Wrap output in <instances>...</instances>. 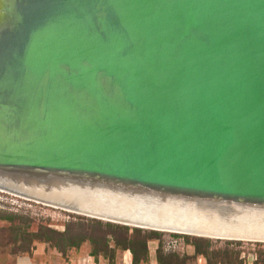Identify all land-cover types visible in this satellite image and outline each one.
I'll list each match as a JSON object with an SVG mask.
<instances>
[{
	"label": "water",
	"instance_id": "1",
	"mask_svg": "<svg viewBox=\"0 0 264 264\" xmlns=\"http://www.w3.org/2000/svg\"><path fill=\"white\" fill-rule=\"evenodd\" d=\"M0 191L264 243V0H0Z\"/></svg>",
	"mask_w": 264,
	"mask_h": 264
},
{
	"label": "trees",
	"instance_id": "2",
	"mask_svg": "<svg viewBox=\"0 0 264 264\" xmlns=\"http://www.w3.org/2000/svg\"><path fill=\"white\" fill-rule=\"evenodd\" d=\"M87 219V218H85ZM0 220L8 222L10 227L5 230L10 232V244L14 246L17 255L27 254L32 256L39 243L48 244L66 256L68 249H79L82 244L89 241L91 244L90 255L96 260L103 258L108 264H116L118 251H130L133 256L132 264H149V242L159 240L162 232L149 231L139 228L113 224L109 222L87 219L91 227L78 224V232L67 227L64 232H58L50 227L40 226L37 231H30L29 217L0 211ZM179 236L178 234H174ZM191 240L194 248L193 258L203 257L207 264H242L241 253L235 248L242 242L225 241L226 249H215V243L220 240L185 236ZM233 248V249H231ZM187 258H181L176 253H168L159 245L155 253L156 264H185ZM263 263L257 260L255 264Z\"/></svg>",
	"mask_w": 264,
	"mask_h": 264
},
{
	"label": "rangeland",
	"instance_id": "3",
	"mask_svg": "<svg viewBox=\"0 0 264 264\" xmlns=\"http://www.w3.org/2000/svg\"><path fill=\"white\" fill-rule=\"evenodd\" d=\"M0 211L29 217L30 231H37L40 226L50 227L58 232H64L67 227H71L73 232H78V224H85L91 227L92 223L86 217L72 214L57 208L34 203L9 193L0 191ZM10 224L0 220V264H20V258L25 259L27 254L17 255L14 253V246L10 244V232H6ZM216 241V240H215ZM43 244V243H42ZM48 245V244H46ZM161 245L168 253H176L181 258H187L185 264H207L203 257L193 258L194 248L191 240L184 236H175L171 233H162L159 240L149 242V250L154 252V248ZM49 246V245H48ZM215 249L225 250V241L216 242ZM233 249V248H231ZM235 250L241 253L242 264H255L257 260L264 262V243L242 242ZM77 252V253H74ZM91 253V244L86 241L79 249H68L70 256H85ZM263 264V263H259Z\"/></svg>",
	"mask_w": 264,
	"mask_h": 264
},
{
	"label": "crops",
	"instance_id": "4",
	"mask_svg": "<svg viewBox=\"0 0 264 264\" xmlns=\"http://www.w3.org/2000/svg\"><path fill=\"white\" fill-rule=\"evenodd\" d=\"M157 248H154V252L149 250L150 263H155V253ZM77 253V252H74ZM78 254V253H77ZM66 256L62 255L58 250L51 248L46 244L39 243L36 245V250L32 256H27L25 259L20 258V264H108L103 258L96 260L89 254L85 256ZM133 256L130 251H118L116 257V264H132ZM144 264V263H142Z\"/></svg>",
	"mask_w": 264,
	"mask_h": 264
}]
</instances>
